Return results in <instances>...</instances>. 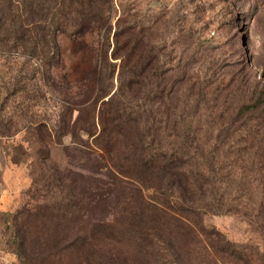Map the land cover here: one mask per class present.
Masks as SVG:
<instances>
[{
  "label": "trees",
  "instance_id": "trees-1",
  "mask_svg": "<svg viewBox=\"0 0 264 264\" xmlns=\"http://www.w3.org/2000/svg\"><path fill=\"white\" fill-rule=\"evenodd\" d=\"M110 5L0 0V136L26 129L35 159L11 216L19 264H252L205 218L238 210L226 144L255 96L175 75L163 46L113 31Z\"/></svg>",
  "mask_w": 264,
  "mask_h": 264
},
{
  "label": "rangeland",
  "instance_id": "rangeland-1",
  "mask_svg": "<svg viewBox=\"0 0 264 264\" xmlns=\"http://www.w3.org/2000/svg\"><path fill=\"white\" fill-rule=\"evenodd\" d=\"M110 4L113 31L135 28L137 35L145 34V40L163 46L175 75H189L195 85L222 80L230 84L226 92L231 90L235 101L255 96L256 107L245 111L239 133L230 135L226 144L228 202L238 210L208 214L205 222L252 264H264V0H110ZM63 51L68 67L79 63L67 38ZM6 69L2 66L0 74ZM29 142L26 129L0 136V264H19L11 216L33 183L35 159L26 153L32 151ZM238 153L242 160L237 162ZM53 158L64 161L61 146L53 149ZM252 174L260 179L251 180ZM233 259L229 256L227 264H234Z\"/></svg>",
  "mask_w": 264,
  "mask_h": 264
},
{
  "label": "crops",
  "instance_id": "crops-1",
  "mask_svg": "<svg viewBox=\"0 0 264 264\" xmlns=\"http://www.w3.org/2000/svg\"><path fill=\"white\" fill-rule=\"evenodd\" d=\"M4 193H6V190H5V192Z\"/></svg>",
  "mask_w": 264,
  "mask_h": 264
}]
</instances>
